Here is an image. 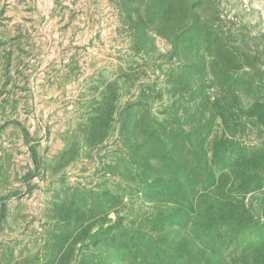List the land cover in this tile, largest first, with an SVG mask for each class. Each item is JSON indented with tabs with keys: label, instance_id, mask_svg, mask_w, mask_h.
Returning a JSON list of instances; mask_svg holds the SVG:
<instances>
[{
	"label": "rangeland",
	"instance_id": "rangeland-1",
	"mask_svg": "<svg viewBox=\"0 0 264 264\" xmlns=\"http://www.w3.org/2000/svg\"><path fill=\"white\" fill-rule=\"evenodd\" d=\"M0 264H264V0H0Z\"/></svg>",
	"mask_w": 264,
	"mask_h": 264
}]
</instances>
